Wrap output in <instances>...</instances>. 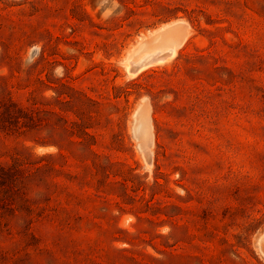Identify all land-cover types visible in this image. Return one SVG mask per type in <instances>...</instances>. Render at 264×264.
<instances>
[{
  "label": "rangeland",
  "instance_id": "374dc122",
  "mask_svg": "<svg viewBox=\"0 0 264 264\" xmlns=\"http://www.w3.org/2000/svg\"><path fill=\"white\" fill-rule=\"evenodd\" d=\"M0 264H264V0H0Z\"/></svg>",
  "mask_w": 264,
  "mask_h": 264
},
{
  "label": "bare ground",
  "instance_id": "6f19581e",
  "mask_svg": "<svg viewBox=\"0 0 264 264\" xmlns=\"http://www.w3.org/2000/svg\"><path fill=\"white\" fill-rule=\"evenodd\" d=\"M172 53H173V49L172 48L167 49L163 53H162V51H159L157 56H155L156 54H153L152 57L144 59L142 61L143 62L142 66L147 64V63H150L151 61H154V60H160V59H163V58L165 59L166 57H169V55H172ZM134 72H135V70H134Z\"/></svg>",
  "mask_w": 264,
  "mask_h": 264
}]
</instances>
